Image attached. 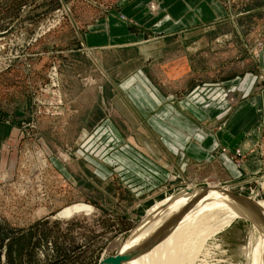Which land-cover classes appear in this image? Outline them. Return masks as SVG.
I'll return each mask as SVG.
<instances>
[{"label":"rangeland","instance_id":"1","mask_svg":"<svg viewBox=\"0 0 264 264\" xmlns=\"http://www.w3.org/2000/svg\"><path fill=\"white\" fill-rule=\"evenodd\" d=\"M129 1L0 0V264H99L149 224L143 221L151 208L192 184L229 183L264 202V118L254 129L229 122L251 97L249 79L264 74V0H219L227 15L181 34L156 35L128 20L142 34L134 46L87 47L92 25L126 20ZM160 3L148 2L153 16ZM181 57L191 82L182 93L208 110L203 121L192 117L200 126L190 136V159L119 88L141 64L161 85L166 76L158 66ZM81 202L98 212L57 218ZM212 219L198 220V232L186 226L188 253L198 255V233L218 229ZM257 229L250 219L233 220L206 240L197 264H251Z\"/></svg>","mask_w":264,"mask_h":264},{"label":"crops","instance_id":"2","mask_svg":"<svg viewBox=\"0 0 264 264\" xmlns=\"http://www.w3.org/2000/svg\"><path fill=\"white\" fill-rule=\"evenodd\" d=\"M149 1L130 0L124 4L122 11L126 20L110 17L105 23L99 21L92 25L91 32L86 35L84 40L87 47L134 46L140 37L142 38V34L133 32L128 20L136 22V25H142L145 31L149 30L156 35H167L181 34L180 30H186L192 26L197 27L210 21L217 22L221 17L227 15L219 0H161V12L153 16L147 8ZM262 51L261 59L264 65V48ZM137 67L133 74L121 80L119 88L128 90L127 92L130 94L127 97L130 98L131 104L138 105L137 109L143 112L145 119H148L150 126H153L155 131L165 135L168 133L180 141L175 139V145L170 143L172 148L185 149L184 157L195 158L193 151L195 144L190 136L200 125L196 121L194 122L192 117L202 116L203 121L204 118H207L208 110L204 112L192 104V100L197 97L182 93V91H186V88H189L188 85L191 83L190 78L186 76L190 68L187 59L181 57L179 61L158 66L166 76L165 79H159L163 83L161 85L147 78L144 73L147 70L141 68L143 64ZM261 76L264 74L261 73L258 77L254 75L249 79L250 88L252 87L249 92L251 97L234 108L230 117L231 121H229L233 124L232 128L254 129L260 127V122L264 118V88L254 91V87ZM162 85L172 86L173 89L164 94L161 89ZM218 89L222 90L221 87H216L215 90ZM222 111L225 112L224 109L216 108L215 113L219 114ZM105 121L107 124L109 123L112 131L116 130V127L111 123L112 120L106 119ZM160 150L163 151V149Z\"/></svg>","mask_w":264,"mask_h":264},{"label":"bare ground","instance_id":"3","mask_svg":"<svg viewBox=\"0 0 264 264\" xmlns=\"http://www.w3.org/2000/svg\"><path fill=\"white\" fill-rule=\"evenodd\" d=\"M152 4L151 8L156 10V5L152 7ZM225 187L211 186V191L205 192V186L195 187L192 184L188 191H183L176 197L177 200L168 198L156 204L144 218L143 222L149 221V224H145V229V225L137 227L121 248L123 260H112L106 264H194L197 256L187 252L189 241L193 238L183 235V231L186 226L198 227L201 224L198 220H208L212 217L215 219H212L210 225L218 224L215 225L217 228L227 224L226 219L230 217L232 220L241 217L250 219L259 229V241L251 264H264V202H253L250 199L252 203H244L230 195L227 187H231V184L227 183ZM223 210L226 214L218 215ZM201 212L206 214L198 216ZM169 229H173L171 237ZM198 229L199 227L197 232ZM201 237L202 233L196 237L197 246ZM179 251L181 254L177 255ZM144 258L147 261L144 262Z\"/></svg>","mask_w":264,"mask_h":264},{"label":"water","instance_id":"4","mask_svg":"<svg viewBox=\"0 0 264 264\" xmlns=\"http://www.w3.org/2000/svg\"><path fill=\"white\" fill-rule=\"evenodd\" d=\"M263 88H264V76H261L259 78V81L257 82V84L254 87V91H260ZM204 191L210 192L211 188L205 186ZM228 191L232 197L237 198L239 200H242V202H244V203H252V201L249 200L247 197H245L243 195H239L232 190H228ZM255 207L257 208V206H255ZM81 212H84L85 215H90L93 213L96 214L98 212V209L96 207H93L92 205L85 203V202H81V203L66 206V208L58 211L56 213V216L59 219H68V218L74 217V215H76V214H81ZM112 260L121 261V260H123V255H121V253L119 251L115 255H111L110 257L104 258L103 260H101L99 262V264L109 263Z\"/></svg>","mask_w":264,"mask_h":264},{"label":"flooded vegetation","instance_id":"5","mask_svg":"<svg viewBox=\"0 0 264 264\" xmlns=\"http://www.w3.org/2000/svg\"><path fill=\"white\" fill-rule=\"evenodd\" d=\"M194 186H195V185H194ZM195 187H200V186H195ZM223 187H225V186H223ZM225 188H226V187H225ZM227 188H228L229 190H231L230 187H227ZM235 219H237V218H234L233 220H235ZM233 220L229 221V223H227V225H224L223 227H220V228H218V229H212L210 233H207V232H201V233H202V237H201L200 240H198L200 244H199L198 246L196 245V246H197V249H198V255H197V259H196V264L199 262V260H201V259H199V253L202 251V248H203V246H204L206 240H207L208 238L212 237L215 233H218V232H220L221 230L225 229L228 225H230V224L233 222ZM199 234H200V233H198L196 237H198ZM204 235H206V236L204 237ZM256 246H257V244H256ZM255 249H256V248H255Z\"/></svg>","mask_w":264,"mask_h":264},{"label":"built area","instance_id":"6","mask_svg":"<svg viewBox=\"0 0 264 264\" xmlns=\"http://www.w3.org/2000/svg\"><path fill=\"white\" fill-rule=\"evenodd\" d=\"M240 173H242V171L240 170Z\"/></svg>","mask_w":264,"mask_h":264}]
</instances>
